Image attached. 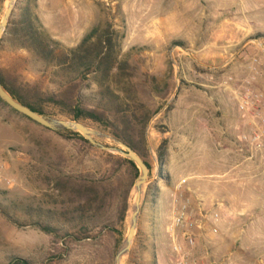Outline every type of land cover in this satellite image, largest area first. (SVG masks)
Here are the masks:
<instances>
[{
    "label": "rangeland",
    "instance_id": "1",
    "mask_svg": "<svg viewBox=\"0 0 264 264\" xmlns=\"http://www.w3.org/2000/svg\"><path fill=\"white\" fill-rule=\"evenodd\" d=\"M7 1L0 0V20ZM27 12L38 33L59 46L52 55L38 54L5 29L1 76L58 95L65 104H42V116L50 118L71 121L65 101L78 95L82 107L111 126L79 123L136 143L129 148L149 167L136 231L120 264H171L172 217L179 206L198 204L218 211L220 220L217 234L198 241L194 257L208 252L216 264H239L232 233L243 223L239 212L264 200V157L237 151L248 127L234 90L256 60L252 83L264 92V0H16L10 19ZM86 38L82 55L94 60L90 67L65 51ZM62 131L0 103V264H114L136 179L119 222L116 203L128 176L106 154L119 155ZM94 140L120 149L111 139ZM94 186L99 196L89 194ZM47 225L53 231L45 233ZM247 243L254 248L240 263L264 264L257 240Z\"/></svg>",
    "mask_w": 264,
    "mask_h": 264
},
{
    "label": "built area",
    "instance_id": "2",
    "mask_svg": "<svg viewBox=\"0 0 264 264\" xmlns=\"http://www.w3.org/2000/svg\"><path fill=\"white\" fill-rule=\"evenodd\" d=\"M256 60H252L249 79L235 88L237 112L248 127V133L238 139L237 151L264 157V92L253 87V81L258 74ZM220 214L215 209H204L198 204L191 209L181 205L174 213L167 229L171 239L168 258L171 264H216L206 252L202 257H194L198 241L206 234L215 235L218 232L216 223ZM220 264V263H219Z\"/></svg>",
    "mask_w": 264,
    "mask_h": 264
},
{
    "label": "trees",
    "instance_id": "3",
    "mask_svg": "<svg viewBox=\"0 0 264 264\" xmlns=\"http://www.w3.org/2000/svg\"><path fill=\"white\" fill-rule=\"evenodd\" d=\"M36 21L37 19L31 18L28 12L23 13L20 15L19 21H14L13 19H10L6 27V31L12 37H17L19 41L21 42L22 47L31 48L38 54L43 53L44 50H48V52L52 55L53 51L55 50L56 47L59 46V44L55 42L54 40H52L50 37H48L43 30L40 31V33H38L37 29H35L33 26V23ZM86 41H87V38L82 40L81 43L76 48L65 50L67 53H69V56H71L73 61H75V59L79 55L81 56L80 60L87 58L86 56L85 58H83V55H82V52H83L82 48L84 44L86 43ZM86 60H87L86 63L88 67L94 64V60L92 59L90 60L86 59ZM0 83L4 87V89L14 99H16L21 104L28 107L29 109H31L32 111H34L35 113L39 115H45L42 109L43 103L51 104L54 106L55 105L59 106L61 102H63L59 99L58 95H54V94L45 95L43 93H35L34 90L30 88L28 85L18 84L14 79L5 78L1 76V74H0ZM65 102L66 103L68 102L65 108L69 116V119L71 121L81 122L82 120H91L93 122L106 126V128H107L106 124L108 125L110 124L109 126H111V123H108V121L104 120V117L102 114L96 112L93 109L82 107L80 104L81 102L80 97L78 95L72 96L71 98L67 99V101ZM0 103H3V102L0 100ZM62 133L76 137L82 143L89 145V143L85 139H83V137L77 132L63 130ZM112 136L113 138L122 141V143H124L128 147L134 149V146L136 143H133L132 141L125 139V137H121L115 133H113ZM106 155L109 158H114L115 163L119 167L118 172L124 169L123 171H125L128 176V185L126 189L123 191V193L121 194V199L119 203H116L117 219L119 220V222H124L125 213L127 209V196L129 193L132 180L136 179L138 176V170L132 161L124 159L120 156H114L111 154H106ZM112 176L114 177V179H117V176H119V173H116V174L114 173L112 174ZM99 191H100V188L98 186H94L92 187L91 191L89 190V194H93L96 197V196H99ZM93 200L91 202H93ZM91 202L89 204H91ZM42 230L45 233H49L53 231V227L50 225H47V226L42 227ZM24 264H28V263L24 262Z\"/></svg>",
    "mask_w": 264,
    "mask_h": 264
},
{
    "label": "water",
    "instance_id": "4",
    "mask_svg": "<svg viewBox=\"0 0 264 264\" xmlns=\"http://www.w3.org/2000/svg\"><path fill=\"white\" fill-rule=\"evenodd\" d=\"M15 2L16 0L7 1L5 11L0 20V38L2 36V33L4 32V30L6 29L8 25ZM0 100L5 105H7L10 109H12L14 112L20 114L21 116L25 117L26 119L34 122L35 124L45 129H48L50 131L68 130V131L77 132L91 146L97 148L98 150L103 151V152L116 153L120 157L127 159L129 161H132L134 163L135 167L138 170V176L133 184L135 198L133 201L132 208L130 210L129 224H128L126 235L123 239L122 244L120 245L119 249L117 250L114 256V264H120V260L126 254H128L130 250L131 243H132L135 231H136L138 214H139L141 189L146 184L148 173H149V170L146 164L129 147H127L126 145L122 144L120 141L115 140L108 135H105V134H102L96 131H92L91 129H89L88 127H86L85 125L79 122L50 118V117L42 116V115L35 113L28 107L21 104L16 99H14L4 89L1 83H0ZM94 137L111 139L113 142H115L120 147V149L116 147L103 146L97 143L94 140Z\"/></svg>",
    "mask_w": 264,
    "mask_h": 264
},
{
    "label": "crops",
    "instance_id": "5",
    "mask_svg": "<svg viewBox=\"0 0 264 264\" xmlns=\"http://www.w3.org/2000/svg\"><path fill=\"white\" fill-rule=\"evenodd\" d=\"M254 209L248 211L244 215V210L239 212L240 222L242 225L238 227L233 233L234 257L237 258L241 264V256L251 248H254L251 239H256L255 248L257 250L256 256L264 260V200L254 199Z\"/></svg>",
    "mask_w": 264,
    "mask_h": 264
},
{
    "label": "bare ground",
    "instance_id": "6",
    "mask_svg": "<svg viewBox=\"0 0 264 264\" xmlns=\"http://www.w3.org/2000/svg\"><path fill=\"white\" fill-rule=\"evenodd\" d=\"M120 262H121V260H120Z\"/></svg>",
    "mask_w": 264,
    "mask_h": 264
}]
</instances>
